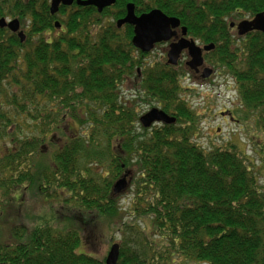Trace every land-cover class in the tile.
<instances>
[{
	"label": "trees",
	"instance_id": "obj_1",
	"mask_svg": "<svg viewBox=\"0 0 264 264\" xmlns=\"http://www.w3.org/2000/svg\"><path fill=\"white\" fill-rule=\"evenodd\" d=\"M128 3L137 14L160 8L214 43L206 61L234 79L237 110L256 111L264 136V33L235 38L227 21L264 11V0H116L102 12L74 0L56 14L50 0H0V18L29 23L24 42L0 28V219H16L13 239L0 240V264H105L79 250L82 235L98 215L121 213L113 185L132 170L136 217L116 222L117 264H264V191L249 156L236 143L207 150L194 141L199 114L183 96L185 67L144 61L133 25L117 27ZM134 73L140 93L175 123L137 131L139 112L120 92ZM63 136L50 163L34 164L47 140ZM261 153L264 163V139ZM30 192L51 203V220H28Z\"/></svg>",
	"mask_w": 264,
	"mask_h": 264
},
{
	"label": "rangeland",
	"instance_id": "obj_2",
	"mask_svg": "<svg viewBox=\"0 0 264 264\" xmlns=\"http://www.w3.org/2000/svg\"><path fill=\"white\" fill-rule=\"evenodd\" d=\"M243 18H250L249 15H245ZM8 19H12L8 17ZM236 17H228L227 21L241 20ZM59 21V20H58ZM28 25H23L21 22V28L27 34ZM180 31V30H179ZM233 37L237 38L236 29L231 31ZM202 45L201 41H198ZM169 50V43H160L149 53L144 61L149 64L158 60L166 61L167 52ZM189 59L188 54L185 52L182 56V63L185 67V74L181 77L180 81L187 89L184 91L183 96L188 101L193 109L199 114L198 127L199 132L194 137V141L200 144L202 147L210 150L215 146L225 147L229 143H236L239 149L244 152L250 158V165L253 172L257 175L260 185L264 191V163L262 161L261 145L264 139L262 129L258 122L257 112L249 113L246 116L245 112H239V95L237 91V85L234 79L225 72L224 68H216L209 62H206L204 66H209L215 69L214 74L209 80H203L195 71L191 70L186 62ZM141 73V67H139ZM141 84L139 73L138 76L134 73L128 75L122 82L120 87L121 98L123 101L130 102L135 109L138 110L139 115L145 114L153 107H160L156 100L149 98L140 93ZM233 110V116L236 120H233L230 115H227V110ZM225 112V114H223ZM225 115V116H224ZM71 127L78 130V123L72 122ZM137 131L142 130V125L137 123ZM80 130V129H79ZM89 129L85 126L81 128V132H88ZM27 132V131H26ZM59 132V131H58ZM65 137L56 141H48L42 154L33 155L31 157L34 164L50 163L53 153L63 144ZM16 143L10 140L6 141L7 147H13ZM230 145V144H229ZM9 149V148H8ZM137 174L132 170L128 174L129 184L120 194L119 204L121 213L113 220L103 219L101 216L97 222L93 223L87 232L82 235L83 247L88 253H94L96 257L104 258L110 245L114 242L121 241V234L115 231L116 222L121 220L133 219L136 214L133 212V201L136 198V184L132 183L135 180ZM22 192H18L17 196H21ZM28 220L41 224L47 220H51L53 215L51 209V203L45 202L40 197L33 193H28ZM21 201V200H20ZM19 201V202H20ZM17 203V202H15ZM8 207H6L7 209ZM8 208L6 211H9ZM5 211V212H6ZM10 220L0 219V240L8 242L12 240L11 226L16 220L13 216L9 217ZM14 220V221H13ZM141 226L145 227V230L151 232L153 229L149 219L140 220ZM174 257H178L175 255ZM172 264H187L183 258L178 257Z\"/></svg>",
	"mask_w": 264,
	"mask_h": 264
},
{
	"label": "water",
	"instance_id": "obj_3",
	"mask_svg": "<svg viewBox=\"0 0 264 264\" xmlns=\"http://www.w3.org/2000/svg\"><path fill=\"white\" fill-rule=\"evenodd\" d=\"M116 0H77L79 5H94L99 12L103 11L105 7L111 6ZM71 5L73 0H51V12L56 13L59 10L60 4ZM124 23H129L134 26V36L132 42L134 46L140 48L145 52L151 51L156 43L171 40L177 35V28L180 26V19L178 17H169L165 12L159 8H153L148 12L137 15L134 10V5L129 3L127 6V15L118 21V26L121 27ZM235 21L231 22L230 26L235 25ZM56 26L60 27V23L56 22ZM0 27H8L11 31L17 32L22 42L26 39V33L20 29L21 24L19 19H12L8 21L5 17L0 19ZM238 34L245 35L248 32L259 30L264 32V11L257 13L252 19H243L237 24ZM182 36L170 43L167 53L168 63L177 65L182 52L187 50L190 59L187 65L196 71L199 67L204 65L203 51H210L215 47L214 44L205 45L203 48L197 44L193 38H187V28L182 27ZM213 73V69L205 67L202 77L207 78ZM141 123L144 127L149 128L155 122L174 123L175 116L167 114L164 110L153 108L146 114L142 115ZM128 185L127 174L117 180L113 186L115 194L121 193ZM119 259V244L111 245L106 257V264H117Z\"/></svg>",
	"mask_w": 264,
	"mask_h": 264
},
{
	"label": "flooded vegetation",
	"instance_id": "obj_4",
	"mask_svg": "<svg viewBox=\"0 0 264 264\" xmlns=\"http://www.w3.org/2000/svg\"><path fill=\"white\" fill-rule=\"evenodd\" d=\"M197 75H199L201 78H202V68H200V71L196 72ZM211 78V77H210ZM210 78L206 79V80H209ZM205 80V81H206ZM223 114H225V112H223ZM227 115H230V117L233 119V120H236L233 116V110H227ZM225 116V115H224Z\"/></svg>",
	"mask_w": 264,
	"mask_h": 264
}]
</instances>
